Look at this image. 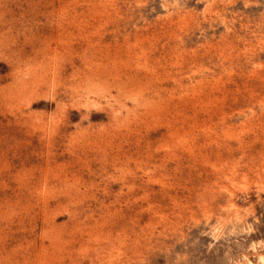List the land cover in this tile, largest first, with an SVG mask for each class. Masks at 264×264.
I'll return each mask as SVG.
<instances>
[{
	"label": "rangeland",
	"instance_id": "rangeland-1",
	"mask_svg": "<svg viewBox=\"0 0 264 264\" xmlns=\"http://www.w3.org/2000/svg\"><path fill=\"white\" fill-rule=\"evenodd\" d=\"M0 264H264V0H0Z\"/></svg>",
	"mask_w": 264,
	"mask_h": 264
}]
</instances>
